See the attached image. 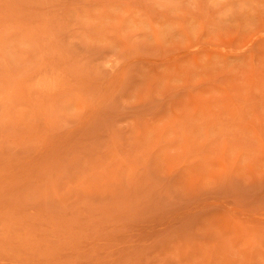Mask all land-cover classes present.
<instances>
[{
    "label": "rangeland",
    "instance_id": "rangeland-1",
    "mask_svg": "<svg viewBox=\"0 0 264 264\" xmlns=\"http://www.w3.org/2000/svg\"><path fill=\"white\" fill-rule=\"evenodd\" d=\"M0 264H264V0H0Z\"/></svg>",
    "mask_w": 264,
    "mask_h": 264
}]
</instances>
